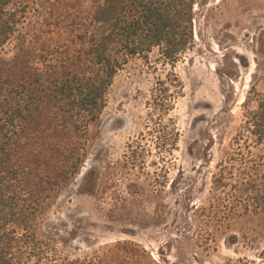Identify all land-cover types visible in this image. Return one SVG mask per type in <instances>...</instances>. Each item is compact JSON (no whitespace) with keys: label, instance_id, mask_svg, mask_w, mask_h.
<instances>
[{"label":"rangeland","instance_id":"rangeland-1","mask_svg":"<svg viewBox=\"0 0 264 264\" xmlns=\"http://www.w3.org/2000/svg\"><path fill=\"white\" fill-rule=\"evenodd\" d=\"M22 1L28 46L49 53L67 46L72 22L84 20L93 3ZM197 2L193 49L174 66L156 49L118 73L106 108L88 126L78 172L43 208L37 234L71 259L264 264V214L225 220L211 207L217 163L264 94V0ZM20 45L1 52L0 72H16L10 59ZM169 122L179 133L172 156L156 139Z\"/></svg>","mask_w":264,"mask_h":264},{"label":"trees","instance_id":"trees-1","mask_svg":"<svg viewBox=\"0 0 264 264\" xmlns=\"http://www.w3.org/2000/svg\"><path fill=\"white\" fill-rule=\"evenodd\" d=\"M92 2L88 16L72 22L67 46L49 53L28 46L23 1L0 0V60L7 45L21 43L10 59L18 76L0 72V264L98 263L71 259L41 238L43 208L62 180L78 172L88 126L106 108L118 73L156 49L162 63L174 66L194 47L197 0ZM156 139L172 156L179 133L169 122ZM232 147L213 174L211 207L225 220L264 214V94L255 110L247 109Z\"/></svg>","mask_w":264,"mask_h":264}]
</instances>
